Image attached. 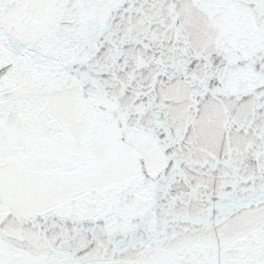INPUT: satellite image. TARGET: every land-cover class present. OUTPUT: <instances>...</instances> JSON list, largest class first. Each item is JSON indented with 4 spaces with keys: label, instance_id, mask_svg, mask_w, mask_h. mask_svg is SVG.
Returning <instances> with one entry per match:
<instances>
[{
    "label": "snow or ice",
    "instance_id": "1",
    "mask_svg": "<svg viewBox=\"0 0 264 264\" xmlns=\"http://www.w3.org/2000/svg\"><path fill=\"white\" fill-rule=\"evenodd\" d=\"M0 264H264V0H0Z\"/></svg>",
    "mask_w": 264,
    "mask_h": 264
}]
</instances>
